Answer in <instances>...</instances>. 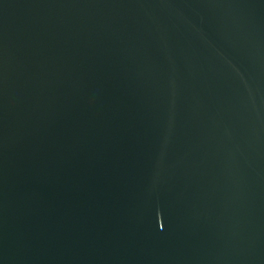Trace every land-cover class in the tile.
I'll list each match as a JSON object with an SVG mask.
<instances>
[{
    "label": "water",
    "instance_id": "water-1",
    "mask_svg": "<svg viewBox=\"0 0 264 264\" xmlns=\"http://www.w3.org/2000/svg\"><path fill=\"white\" fill-rule=\"evenodd\" d=\"M0 264H264V0H0Z\"/></svg>",
    "mask_w": 264,
    "mask_h": 264
}]
</instances>
